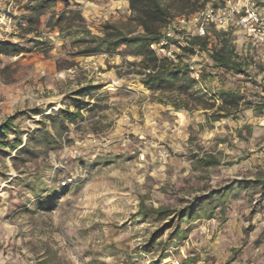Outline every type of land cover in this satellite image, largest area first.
<instances>
[{
    "label": "rangeland",
    "instance_id": "rangeland-1",
    "mask_svg": "<svg viewBox=\"0 0 264 264\" xmlns=\"http://www.w3.org/2000/svg\"><path fill=\"white\" fill-rule=\"evenodd\" d=\"M26 3L0 0V11L12 17L0 22V41L24 49L0 54V125L15 117L0 142V264H264V191L254 184L264 178V113L252 106L264 88V47L238 29L216 30L215 46L232 49L242 72L212 69L202 53L207 78L189 92L179 88L184 78L151 90L141 83L142 57L126 46L73 54L86 36L82 24L94 34L106 23L133 26L121 0L59 1L42 16L39 32L27 35L18 23L28 25ZM166 3L174 18L204 0L188 8ZM54 11L83 19L70 29L56 18L49 24ZM82 86L99 88L79 96ZM219 88L240 89L239 107L221 109L212 98ZM64 108L82 117L68 122L59 144L47 149L31 141L38 156L17 158L42 120L56 133L47 117ZM225 113L231 116L215 120ZM15 138L22 145L13 146ZM212 156L219 164L202 161ZM76 171L78 182L62 189L63 175ZM30 185H43V202ZM229 185L225 199L213 197L182 222L190 229L185 239L169 240L168 229L150 242L167 220L137 214L141 203L179 209Z\"/></svg>",
    "mask_w": 264,
    "mask_h": 264
},
{
    "label": "trees",
    "instance_id": "trees-1",
    "mask_svg": "<svg viewBox=\"0 0 264 264\" xmlns=\"http://www.w3.org/2000/svg\"><path fill=\"white\" fill-rule=\"evenodd\" d=\"M59 1L68 2V0H27L26 6L29 10V13H25L24 18L25 16L28 17V25H24L21 20L18 22L22 32L26 35L32 32H39V28L42 24V16L54 8ZM127 1L129 2V8L131 11L128 21L133 25L130 29L124 30L117 24L106 23L103 25L102 34H94L89 28L82 24L79 30L84 32L86 36L78 40L80 47L73 54L88 56L101 53H114L121 46H126L129 48L131 54L142 57L140 64L144 68L145 76L141 83L144 88L151 90L162 89L169 86H174L176 80L184 78L185 83L180 85L179 88L185 92H189V90L193 89L199 82L191 76L188 68L185 66L171 65L164 59L160 60L150 49V45L152 43L158 42L160 40L163 28L173 18L171 15V4H167L166 0ZM171 1L179 2L182 8H188L191 5L193 6L192 2L194 0ZM211 1L212 0H204V3L201 7H198L197 9L192 8L190 13H193L206 6L207 4L211 3ZM71 13H74V11H71ZM75 15L76 16L73 17L70 15V13L67 15L66 11L63 13H56L54 11L49 18V24L54 20V18H56V23L67 21L68 28H73V26H75L73 21L75 18L83 19L80 12H76ZM215 34L220 35L219 32H216L215 30L213 38L197 36L192 38L191 43L199 46L200 51L205 52L209 59L213 61L212 69L223 68L226 70L242 72L243 69L240 67L241 63L235 61L232 49H227L226 51L224 48L219 49L215 46ZM32 42L35 45L42 44L37 40H33ZM20 46V44L11 41H0V54H15L23 52L24 49ZM186 50L194 52V50L190 47L186 48ZM210 73L213 74L212 72ZM206 78L207 73L204 69L203 79ZM98 88L99 87L97 86H82L76 91V94L79 96H84L93 93ZM197 92L198 91H195L194 93ZM259 94V100L255 105L252 106L256 112L264 113V88ZM212 98L220 99L223 102L220 108L223 109L226 106L239 107L244 97L240 89L219 88L218 91L212 95ZM229 116H231V113L215 115L214 118L215 120H218L221 117ZM80 117H82L80 112H75L68 108H64L58 112L52 113L47 117V119L52 122V126L54 128L58 129L56 133L53 134L48 129L46 119L42 120L41 128L35 132H32L30 140L21 149L17 150V158H22V154L28 155L30 157L38 156L39 150L31 146V141L37 144H42L47 149L55 148L56 144H59L58 137L61 136L62 132L67 128L68 122H74ZM13 119H15V117H10L8 123L0 125V142H6V139L9 137V134L13 129V127L10 125ZM12 144L13 146H20L22 145V141L20 138H15L13 139ZM202 161L206 165L219 164V160L213 156L211 158H204ZM254 184L256 187H260L262 192L264 191V178L259 179L258 182ZM67 188H69V186L62 187V189ZM233 188L234 187L232 185H229L219 190H214L210 193V195H208L209 197L207 199L203 196L195 197L193 201L179 209L164 205L154 207L141 203L137 214H140L145 218L167 220L155 232H153L150 238L151 243L168 229L172 230L168 235L169 240L174 238L176 240H182L188 236V232L190 231L189 227H182V222H189L190 219L193 218L197 213L198 207L206 201L211 200L213 197L221 196L225 199L227 194L233 190ZM30 189L34 191V194L39 201L43 202L45 200L46 197H42V193L45 190L43 185L38 189L31 187L30 185ZM207 216H211V214L209 213ZM166 243L167 242L164 243V247L162 248L164 250L167 248ZM166 257L167 255H163L162 259H165Z\"/></svg>",
    "mask_w": 264,
    "mask_h": 264
},
{
    "label": "built area",
    "instance_id": "built-area-1",
    "mask_svg": "<svg viewBox=\"0 0 264 264\" xmlns=\"http://www.w3.org/2000/svg\"><path fill=\"white\" fill-rule=\"evenodd\" d=\"M8 16L12 19L10 11H0V22ZM230 29H238L253 44L264 47V17L259 0H216L193 13L174 17L163 28L160 40L152 43L150 49L160 60L164 59L174 66L187 67L191 76L201 82L205 67L199 57L206 53L191 43L192 38H213L214 30ZM188 47L194 52L186 50ZM141 156L143 159L144 154ZM78 177L77 171L65 173L59 186L76 184Z\"/></svg>",
    "mask_w": 264,
    "mask_h": 264
},
{
    "label": "crops",
    "instance_id": "crops-1",
    "mask_svg": "<svg viewBox=\"0 0 264 264\" xmlns=\"http://www.w3.org/2000/svg\"><path fill=\"white\" fill-rule=\"evenodd\" d=\"M121 2H122L121 4L123 5V8H125V10H126V7H127V9H130L129 3L127 0H121ZM259 6H260L261 14L264 17V0H259ZM129 12H130V10H129ZM263 262H264V260H263Z\"/></svg>",
    "mask_w": 264,
    "mask_h": 264
}]
</instances>
